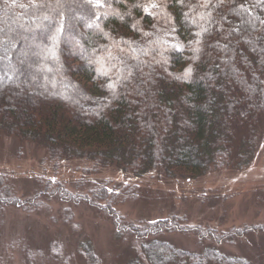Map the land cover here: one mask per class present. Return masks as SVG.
<instances>
[{"label":"trees","instance_id":"trees-1","mask_svg":"<svg viewBox=\"0 0 264 264\" xmlns=\"http://www.w3.org/2000/svg\"><path fill=\"white\" fill-rule=\"evenodd\" d=\"M3 135L41 148L51 175L21 198L0 173V211H40L38 196L101 210L114 235L128 236L111 264H256L220 244L264 234V223L218 231L178 215L125 221L113 204L137 198L143 175L240 171L264 149V0H0ZM71 161L84 176L111 168L128 181H76L70 192L57 176ZM173 233H195L198 247L163 238ZM77 244L85 264H108Z\"/></svg>","mask_w":264,"mask_h":264},{"label":"rangeland","instance_id":"rangeland-1","mask_svg":"<svg viewBox=\"0 0 264 264\" xmlns=\"http://www.w3.org/2000/svg\"><path fill=\"white\" fill-rule=\"evenodd\" d=\"M42 157V149L31 143L19 147L10 136L0 138V173L11 179L15 195L21 198L31 196L36 189L35 178L41 175L47 179L51 175L49 168L42 170V162L48 163ZM78 167L75 161H71L58 168L57 179L70 192L76 191L73 184L76 181L96 184L95 181L110 180L108 186L128 181L111 168L93 176H84L76 170ZM151 175L154 178H150ZM142 180L149 186L138 185L140 194L137 198L130 199V194L113 204L125 221L178 215L183 216L186 223L218 231L264 223L262 146L257 148L250 164L240 171L225 168L192 181L157 179L156 174H146ZM39 199L43 202L40 211L26 213L11 206L0 211V264H85L75 251L80 241L89 243L95 253L109 260L108 264L113 263V249L118 251L121 237L128 236L114 235L109 216L85 203L71 204L44 196H38L37 201ZM163 238L188 250H196L199 245L195 233H173ZM207 244L210 245L209 242ZM220 246L224 252L251 256L256 264H264V234H249L233 244ZM120 259L125 260L123 257Z\"/></svg>","mask_w":264,"mask_h":264},{"label":"snow or ice","instance_id":"snow-or-ice-1","mask_svg":"<svg viewBox=\"0 0 264 264\" xmlns=\"http://www.w3.org/2000/svg\"><path fill=\"white\" fill-rule=\"evenodd\" d=\"M98 6H101V7H102L103 5H101V4L98 3ZM153 6H155V5H153ZM106 74H107V73H102V75H106ZM108 88H109V89H112V88H113V85L109 84V85H108Z\"/></svg>","mask_w":264,"mask_h":264}]
</instances>
